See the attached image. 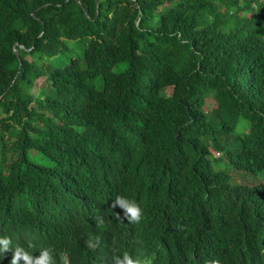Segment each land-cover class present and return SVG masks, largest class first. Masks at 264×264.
<instances>
[{"label": "trees", "instance_id": "16d2710c", "mask_svg": "<svg viewBox=\"0 0 264 264\" xmlns=\"http://www.w3.org/2000/svg\"><path fill=\"white\" fill-rule=\"evenodd\" d=\"M3 237L56 264H264V0H0Z\"/></svg>", "mask_w": 264, "mask_h": 264}, {"label": "clouds", "instance_id": "9594fccd", "mask_svg": "<svg viewBox=\"0 0 264 264\" xmlns=\"http://www.w3.org/2000/svg\"><path fill=\"white\" fill-rule=\"evenodd\" d=\"M112 207H118L123 210L124 218L131 223H139L143 219L142 208L133 200H130L124 195L117 196L112 202ZM98 240L95 238H89L86 242L88 248H95ZM29 247H34L30 245ZM12 252L10 264H19L23 261V264H56V259L53 252L49 248H42L39 250V256L34 257L33 252H30L28 248L17 245L13 249L11 247V240L7 237L0 238V261H3L4 254ZM115 264H145V261L140 257H132L125 254L122 257L115 258ZM210 264H221L219 259L213 260Z\"/></svg>", "mask_w": 264, "mask_h": 264}, {"label": "rangeland", "instance_id": "374dc122", "mask_svg": "<svg viewBox=\"0 0 264 264\" xmlns=\"http://www.w3.org/2000/svg\"><path fill=\"white\" fill-rule=\"evenodd\" d=\"M86 42H67L66 45L67 47L70 49V51H66V55L64 56H59L56 58V63L55 65L57 67H63L69 64V62L71 61V59L73 58H77L79 56L82 55L83 53V47L86 46ZM45 65L47 64L46 62H43ZM52 64H54L52 62ZM50 64H47L46 66H48ZM45 85V79L44 78H40L37 82H36V86L34 87V89L32 90L33 93H38L39 89ZM98 87H101V83H98ZM164 95L170 94V91L166 90L164 93ZM206 104L213 108L215 106V104L213 103L212 100L208 99L206 101ZM244 123V122H242ZM212 153H214L212 151ZM221 153L216 154V157H220ZM223 159L215 161L214 157H209L210 160V164L213 168V170L217 171V172H223L225 174L231 175V176H235L238 177L237 173H234L232 171V169L226 165L225 160H224V156L222 157Z\"/></svg>", "mask_w": 264, "mask_h": 264}, {"label": "water", "instance_id": "95a60500", "mask_svg": "<svg viewBox=\"0 0 264 264\" xmlns=\"http://www.w3.org/2000/svg\"><path fill=\"white\" fill-rule=\"evenodd\" d=\"M15 53L17 54V56H18V53H17V51L15 50Z\"/></svg>", "mask_w": 264, "mask_h": 264}]
</instances>
